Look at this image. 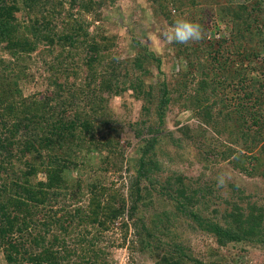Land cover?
I'll return each instance as SVG.
<instances>
[{"label": "trees", "instance_id": "1", "mask_svg": "<svg viewBox=\"0 0 264 264\" xmlns=\"http://www.w3.org/2000/svg\"><path fill=\"white\" fill-rule=\"evenodd\" d=\"M59 1L62 3L63 0ZM154 1L158 3V9L167 16L172 11L176 12L177 16L172 24L176 19L183 18L181 9L184 4H188V1L193 5L197 4V0ZM48 2L53 1L26 0V5L34 14L36 8L46 7ZM84 8L87 9L88 4H84ZM54 9L58 8L53 6L49 9L50 15L48 11L46 15L42 13L37 16L38 21L30 25L19 22L6 1L0 0V41L7 42L5 49L16 59H22L46 40L60 41L57 43L62 48L59 54L67 50L66 47H69L68 56L73 54L74 49L82 50L81 47L86 43L84 38L89 35V25L76 20L69 24L68 31L57 30L54 20L59 18L60 12ZM216 10L219 21L225 23L230 30V38L207 36L208 42L201 46L199 44L202 41L199 42L197 48L178 43L168 45L176 47L178 57L186 59L187 63L180 73L181 86L186 88L181 90L180 96L183 97L188 91L191 79L194 86L191 88L193 95L189 105L193 107L197 117L227 140L239 135L244 141V147L250 151L249 154H235V150L226 147L219 156L231 155L236 169L254 175L264 165V0H245L239 4L226 0ZM208 11L211 12L203 14L199 24L209 34L212 31L209 22H214V13L212 8ZM216 30L220 31L219 28ZM30 37L32 42H28ZM103 37L112 45L117 40L116 37L107 35ZM97 39L92 41L91 50L87 53L91 54L89 59L84 60L93 78V85L90 84V90H87L89 92L83 101V104L87 103L84 107L75 106L72 109L66 106L62 109L61 104H65V98L61 93H64L70 75L66 72V81H50L56 87L52 96L39 98L36 95L21 102L11 99L15 85L10 83L6 89L0 82V109H3L0 112V169H4L8 176L3 181L0 174V248L6 249L8 264H65L64 260L71 252L68 255L61 254L58 245L64 243L63 238L57 233H53L51 239L47 238L53 225H59L64 232H68V228L75 223L86 227L98 226L106 230L118 220H121L126 231L130 223L135 225L141 250L153 255L157 249H161L162 240L146 241L144 235L154 237L152 232L146 230L148 225L139 213L140 206L144 203L147 205L146 199L153 197L154 193L174 203L178 212L213 235L222 246L240 240L264 243L262 207L254 204L248 211H240L241 208L235 206L225 218L226 223H222L202 214V210L196 207L197 203H201V198L206 197L203 188L200 190L187 183L184 175L169 176L165 182L160 179L162 164L159 155L169 148L167 144L164 145V138L169 136L178 146L183 143L181 138L175 140L172 133H165L167 111L171 104L179 101L175 98L179 88H173L166 75L163 76L166 71L162 67L163 59L150 52L147 45H142V51L126 63L122 60L114 63L115 57L107 58L104 68L102 57L105 54L102 55L101 50L108 46ZM136 42L140 44V41ZM216 44L219 47L215 49ZM198 52L205 55L204 60L199 58ZM259 58L262 60L261 64L255 62ZM153 60L157 62L159 71L163 72V78L155 84L151 82L147 89L140 76L135 75L147 74V64ZM221 75L223 78H219ZM127 84L134 88L137 98L144 99L143 107L148 117L135 123V131L141 136L140 124H144L151 135L138 142L139 155L130 158L125 157V145L116 136V126L111 123V112L104 96V93L122 94L127 89ZM229 87L235 88L233 92L237 93V103L229 98ZM67 100L68 98L65 101ZM182 132L185 139L202 147L205 155L212 152L210 146L200 139L201 131L191 134L190 127L186 126L182 128ZM18 152L22 156L36 154L42 158L41 162L31 161L24 177L19 179L12 167V159ZM83 155L87 156L86 163ZM97 155L101 157L99 162L96 160ZM125 162L128 163L129 171L134 170L127 184V196L123 190L125 184L120 188L115 181L111 182L102 175L87 182L88 192L85 193L82 191V178L71 175L73 169L77 168L79 171L84 164L96 171L98 166L105 165L106 172L113 171L117 174L122 172ZM40 171L46 173V182L33 180ZM146 179L149 184L144 183ZM52 189H56V198L63 189L65 192L62 193L69 194L71 198L78 196L76 199H81L87 195L88 203L64 215L59 214L56 218H52L54 214L50 216L51 219L49 215L40 217L39 212L44 209L41 207H45ZM207 207L204 203L203 208L208 209ZM52 209L54 213L55 210ZM38 228L36 232H29ZM165 245L167 249L159 264H205L190 255L177 236H173ZM102 254L94 252L96 259H101ZM88 263L108 264L106 260L91 261L87 258L85 264ZM208 264L224 263L211 261Z\"/></svg>", "mask_w": 264, "mask_h": 264}, {"label": "rangeland", "instance_id": "2", "mask_svg": "<svg viewBox=\"0 0 264 264\" xmlns=\"http://www.w3.org/2000/svg\"><path fill=\"white\" fill-rule=\"evenodd\" d=\"M4 1L12 8L11 12L14 13L17 20L24 24H34L35 21H38L37 16H41L42 13L46 15L47 11L48 15H50L49 9L56 6L58 9L54 10L60 12L59 18L54 20L57 30L68 31L69 24L76 20L86 22V25H89V35L84 38L86 43L81 47L82 50L74 49L73 54L69 56L67 54L69 47H66L67 50L62 54H59L62 48L57 43H60V41L53 40L50 42L46 40L39 43L36 50L24 55L22 59H16L5 49L7 42L0 41V82L3 83L6 89L9 88L8 84L10 83L15 85V88L12 89L13 96L11 99L14 98L17 102H21L23 99H31L36 95L39 98H44L46 95L52 96L56 87L50 81L54 79L66 81V72L70 75L69 82L63 91L64 93H61L65 98H63L65 104H61L62 109L66 106L72 109L75 106L84 107L87 104H83L89 92L87 90H90V86L93 85V78L84 60L89 59L91 55L87 53L91 50L94 39L98 38L97 40L108 46L103 47L101 50L102 55L105 54L102 57L104 68L107 58L115 57L114 63H118L120 60L126 63L142 51V45H147L150 52L163 59L162 67L166 69L163 76L166 75L173 88H179L175 95L176 100L179 101L171 104L167 111L165 133L167 135L172 133L175 140L181 138L183 143L178 146L175 145L169 136L164 138V145L167 144L169 148L164 154L159 155V160L162 164L160 179L165 182L169 176L184 175L187 177V183L198 187L200 190L203 188V191L206 192V197L201 198V203H197L196 207L202 210V214L222 223H226L225 218L229 216L235 206L241 208V210L239 209L240 211H248L250 206L254 204L264 209V165L259 167L256 174L248 175L233 166L231 155L226 157H223L224 155L219 156L220 152L226 147H229L232 151L235 150V154L241 152L249 154L250 151L244 147V141L239 135L234 137V139L227 140L226 137L220 135L214 128L204 124L197 117L195 110L189 105L193 95L191 88L194 86L191 79L189 80L188 91L184 93L183 97L180 96L181 90L184 91L186 89L181 86L182 76L180 75L182 68L187 64L186 59L179 58L176 47L168 45L169 43L160 38L162 29L165 26L172 25L174 17L177 16L175 15L176 12L172 11L167 16L158 9L160 7L154 0H63L62 3L59 0H50L53 2H48L46 7L36 8L34 14H32L30 12L31 9L26 5V0ZM57 1L59 2L57 3ZM223 1L226 0H197L196 5L188 1V4H184L181 9L183 13L181 17H188L193 22L199 23L202 21L201 17H203V14H208V12H211L208 10L212 8L214 22H209V24L213 33L210 31L207 36L210 38L216 35L215 38L217 39L224 36L230 38V30L225 23L219 21L216 15V8ZM232 2L239 4L245 2V0H232ZM84 4H88L87 9L84 8ZM218 28L220 31L216 30ZM214 32L217 34H214ZM103 35L116 37L117 40L112 45L109 40L104 39ZM32 41L30 37L28 42ZM136 41H140V44ZM207 42V39H204L200 44L190 42L187 45L197 48L198 44L201 46V44ZM218 47L219 45L216 44L215 49ZM198 55L200 56L199 58L202 57L204 60L205 55L201 52H198ZM262 57L264 58V55ZM261 61V58L255 60L259 64H261ZM147 67L149 68L147 74L138 73L135 76L139 75L140 80L144 81V86L149 89L151 82L155 84L162 80L163 76L161 74L163 72L159 71L155 60L148 63ZM261 76L263 75L261 74ZM219 78H223L222 75ZM234 84L236 86L235 82ZM126 86L127 89L122 94L109 95L104 93V96L107 98V104L111 112V123L116 126V136L117 138L120 137L125 145V157L130 158L139 155L137 151L138 142L143 138H149L151 135L144 124H140V129H142L141 136L136 133L135 123L148 118L143 107L145 101L137 98L133 87L129 84ZM229 89L231 90L229 98L237 103V93L233 92L235 88L229 87ZM156 91L157 89L155 88ZM4 95L6 94L4 93ZM52 104L54 105L55 103L52 102ZM0 112H3V109H0ZM1 122L2 118L0 117V124ZM186 126L190 127L191 134L201 131L200 139L207 146H210L212 152L205 155L202 147L194 141L185 139L182 128ZM18 153L12 159V167L16 172L17 179L24 177V173L29 169L28 166L31 161L37 160L41 162L42 160L36 154L22 156L20 152ZM85 156L83 155V158L86 163ZM206 157H208V160ZM100 158L97 155L96 160L99 162ZM0 160H2L1 155ZM7 166L8 168L10 167L9 164ZM104 167L105 165H100L96 171L93 167L84 164L81 165L79 171L77 168L73 169L71 175L82 178V191L85 193L88 192L87 182L97 175H102L111 182L115 181L120 188L122 184H125L123 190L127 196V184H129L130 175H133L134 170L129 171L127 162L124 163L122 172L117 174H114L113 171L106 172ZM220 172H224L230 177L226 187L223 189H217L216 187L215 177ZM0 174H2V180L6 181L8 176L4 169H0ZM33 180L35 182H46V173L40 171ZM148 181L146 179L144 183L149 184ZM55 190H50V197L45 203V207H41L44 209L39 212L40 217L49 215L50 218L54 214L52 218H56L59 214L64 215L66 212L73 211L78 206H86L88 203L87 195L82 196L83 198L81 199H76L78 196L71 198L69 194L62 193L65 192L63 189L56 198ZM146 203L148 204L145 205L144 203L140 206L139 215L144 217L145 223L148 225L146 230L152 232L151 234L154 237L151 238L148 235H144L146 241L154 240L156 242L157 239L162 240L161 249H157L153 255L148 251L144 252L141 250L135 225L130 223V227L126 231L121 224V220L111 224L109 229L106 230L98 226L86 227L75 223L68 228V232H64L59 225H53V228L47 233V238L51 239L53 233H57L63 238L64 243L58 245L61 254L68 255V252H71V255L64 260L65 264H85L87 258L91 261L106 260L108 264H159V260L167 249L165 243L172 240L173 236L178 237V240L185 245L190 255L205 264L211 261L224 264H264L263 242L240 240L222 246L217 243L213 235L202 230L201 227L183 213L178 212L174 203L168 202L165 197L154 193L153 197L146 199ZM204 203L207 204L208 209L203 208ZM41 208H38V210H41ZM51 209L55 210V212L52 213ZM33 227L35 226L33 225ZM38 230L39 228L31 229L29 232ZM100 250H102L103 254ZM94 252L102 254V258L96 259ZM6 253L5 248H0V264H8ZM25 264L28 263L26 262Z\"/></svg>", "mask_w": 264, "mask_h": 264}, {"label": "clouds", "instance_id": "3", "mask_svg": "<svg viewBox=\"0 0 264 264\" xmlns=\"http://www.w3.org/2000/svg\"><path fill=\"white\" fill-rule=\"evenodd\" d=\"M160 38L169 44L178 43L187 45L190 42L199 43L206 39L207 31L199 23L186 18H178L172 25L165 26L162 29ZM229 179L230 177L226 173H218L215 177L217 189L225 188Z\"/></svg>", "mask_w": 264, "mask_h": 264}, {"label": "built area", "instance_id": "4", "mask_svg": "<svg viewBox=\"0 0 264 264\" xmlns=\"http://www.w3.org/2000/svg\"><path fill=\"white\" fill-rule=\"evenodd\" d=\"M217 34V33H216ZM218 36V35H217Z\"/></svg>", "mask_w": 264, "mask_h": 264}]
</instances>
